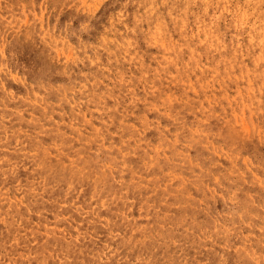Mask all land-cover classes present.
Segmentation results:
<instances>
[{
	"label": "rangeland",
	"instance_id": "1",
	"mask_svg": "<svg viewBox=\"0 0 264 264\" xmlns=\"http://www.w3.org/2000/svg\"><path fill=\"white\" fill-rule=\"evenodd\" d=\"M263 156L264 0H0V264H264Z\"/></svg>",
	"mask_w": 264,
	"mask_h": 264
},
{
	"label": "bare ground",
	"instance_id": "2",
	"mask_svg": "<svg viewBox=\"0 0 264 264\" xmlns=\"http://www.w3.org/2000/svg\"><path fill=\"white\" fill-rule=\"evenodd\" d=\"M170 3V2H169ZM115 9V8H114ZM185 9V8H184ZM161 10V9H160ZM164 11V10H163ZM155 12V11H154ZM124 13V12H123ZM155 14V13H154ZM261 15V14H260ZM160 16V15H159ZM158 19V18H157ZM184 19V18H183ZM102 20V19H101ZM165 20V19H164ZM188 19H186V21H187ZM103 21V20H102ZM160 21V20H159ZM161 22V21H160ZM127 23V22H126ZM183 23V22H182ZM110 24V23H109ZM236 24V23H235ZM255 24V23H254ZM111 26V25H110ZM132 27V26H131ZM130 27V28H131ZM156 27V26H155ZM133 29V28H132ZM140 29V28H139ZM212 31V30H211ZM122 32V31H121ZM261 32V31H260ZM183 33V32H182ZM209 34V33H208ZM238 34H240V33H238ZM194 35V34H193ZM151 36V35H150ZM209 36V35H208ZM256 36V35H255ZM233 37V36H232ZM244 37V36H243ZM115 38V37H114ZM113 38V39H114ZM213 38V37H212ZM256 38H257V36H256ZM134 39V38H133ZM109 40V39H108ZM195 40V39H194ZM135 41V40H134ZM173 41V40H172ZM182 41V40H181ZM108 42V41H107ZM226 42V41H225ZM224 44V43H223ZM256 45V44H255ZM131 46V45H130ZM164 46V45H163ZM115 48H116V46H115ZM174 48V47H173ZM141 49V48H140ZM251 49V48H250ZM104 50V49H103ZM112 51V50H111ZM107 52V51H106ZM131 54H132V52H131ZM135 55V54H134ZM192 55V54H191ZM142 56V55H141ZM109 57V56H108ZM130 57V56H129ZM136 57V56H135ZM227 57V56H226ZM100 60V59H99ZM137 61V60H136ZM252 61V60H251ZM116 63V62H115ZM222 63V62H221ZM143 64V63H142ZM177 65V64H176ZM102 66V65H101ZM152 67V66H151ZM164 67V66H163ZM141 68V67H140ZM239 68V67H238ZM253 68V67H252ZM126 69V68H125ZM245 69V68H244ZM143 72V71H142ZM109 73V72H108ZM230 75V74H229ZM252 75V74H251ZM162 77V76H161ZM251 77V76H250ZM259 78V77H258ZM241 80V79H240ZM164 81V80H163ZM245 81V80H244ZM252 82V81H251ZM27 83V82H26ZM227 83V82H226ZM164 86V85H163ZM157 87V86H156ZM110 88V87H109ZM33 91V90H32ZM252 91V90H251ZM193 92V91H192ZM241 92V91H240ZM34 93V92H33ZM249 93V92H248ZM100 95V94H99ZM223 96V95H222ZM239 96V95H238ZM242 96V95H241ZM252 102V101H251ZM259 102V101H258ZM236 103V102H235ZM254 103V102H253ZM202 105V104H201ZM223 105V104H222ZM155 106V105H154ZM210 107V106H209ZM178 110V109H177ZM192 110V109H191ZM256 110V109H255ZM225 112V111H224ZM259 112V111H258ZM257 112V113H258ZM216 113V112H215ZM62 116V115H61ZM237 116V115H236ZM48 118V117H47ZM86 119V118H85ZM53 120H54V118H53ZM244 120V119H243ZM40 121V120H39ZM64 121V120H63ZM159 121V120H158ZM202 121V120H201ZM66 122V121H65ZM35 123V122H34ZM161 123V122H160ZM245 123V122H244ZM262 125V124H261ZM161 126V125H160ZM28 127V126H27ZM97 128V127H96ZM241 128V127H240ZM25 129H27V128H25ZM242 129V128H241ZM254 129V128H253ZM66 130V129H65ZM198 130V129H197ZM252 130V129H251ZM20 131V130H19ZM237 132V131H236ZM234 134V133H233ZM239 134V133H238ZM218 135V134H217ZM214 136V135H213ZM227 136V135H226ZM219 137V136H218ZM246 138V137H245ZM188 139V138H187ZM197 140H198V138H197ZM222 140V139H221ZM228 142V141H227ZM245 143V142H244ZM5 144V143H4ZM165 144V143H164ZM105 145V144H104ZM205 145V144H204ZM237 145V144H236ZM203 146V145H202ZM242 147V146H241ZM106 148V147H105ZM242 149V148H241ZM49 150V149H48ZM200 150V149H199ZM30 151V150H29ZM63 152V151H62ZM213 152V151H212ZM35 153H37V152H35ZM83 153V152H82ZM165 153V152H164ZM124 154V153H123ZM219 154V153H218ZM229 155V154H228ZM7 157V156H6ZM264 157V156H263ZM259 159V158H258ZM119 160V159H118ZM96 161V160H95ZM242 161H244V160H242ZM85 162V161H84ZM119 162V161H118ZM107 163V162H106ZM236 164V163H235ZM234 164V165H235ZM264 164V163H263ZM14 165V164H13ZM54 166V165H53ZM61 166V165H60ZM145 166V165H144ZM263 166V165H262ZM247 167V166H246ZM227 168V167H226ZM250 168V167H249ZM5 169V168H4ZM230 169V168H229ZM68 170V169H67ZM62 171V170H61ZM78 172V171H77ZM83 172V171H82ZM63 173V172H62ZM78 174V173H77ZM86 174V173H85ZM83 175V174H82ZM113 175V174H112ZM97 176V175H96ZM215 177V176H214ZM233 178V177H232ZM219 179V178H218ZM226 179V178H225ZM133 180V179H132ZM235 180H237V179H235ZM238 180H240V179H238ZM93 181V180H92ZM120 182V181H119ZM96 184V183H95ZM185 184V183H184ZM242 184V183H241ZM68 185V184H67ZM126 186V185H125ZM27 188V187H26ZM138 188V187H137ZM198 188V187H197ZM244 188H245V186H244ZM249 188V187H248ZM250 189V188H249ZM34 190V189H33ZM99 191V190H98ZM161 191V190H160ZM243 191V190H242ZM39 192V191H38ZM155 193V192H154ZM220 194V193H219ZM116 195V194H115ZM251 195V194H250ZM38 196V195H37ZM180 196V195H179ZM195 197V196H194ZM243 197V196H242ZM118 199H119V197H118ZM160 199V198H159ZM217 199V198H216ZM162 201V200H161ZM163 202V201H162ZM63 204V203H62ZM25 205V204H24ZM196 205V204H195ZM211 206V205H210ZM9 207V206H8ZM18 207V206H17ZM28 208V207H27ZM77 208V207H76ZM212 208V207H211ZM169 209V208H168ZM201 209V208H200ZM42 210V209H41ZM206 210V209H205ZM205 214V213H204ZM84 215V214H83ZM252 215V214H251ZM249 217V216H248ZM39 220V219H38ZM20 222V221H19ZM229 222V221H228ZM5 224V223H4ZM220 225V224H219ZM237 225V224H236ZM16 226V225H15ZM157 227V226H156ZM65 228V227H64ZM220 228V227H219ZM209 229H210V227H209ZM152 231V230H151ZM217 231V230H216ZM244 231V230H243ZM119 233V232H118ZM132 233V232H131ZM130 233V234H131ZM19 234V233H18ZM213 234V233H212ZM244 234V233H243ZM65 236V235H64ZM77 236V235H76ZM151 238V237H150ZM12 240V239H11ZM48 240V239H47ZM37 241V240H36ZM126 241V240H125ZM62 243V242H61ZM193 245V244H192ZM62 246V245H61ZM5 247V246H4ZM91 248V247H90ZM138 248V247H137ZM252 248V247H251ZM7 252V251H6ZM26 252V251H25ZM112 253V252H111ZM48 255V254H47ZM69 258V257H68ZM55 259V258H54ZM9 260V259H8ZM7 260V261H8ZM14 261V260H13ZM12 261V262H13ZM27 262V261H26ZM20 263V262H19ZM62 264V263H61Z\"/></svg>",
	"mask_w": 264,
	"mask_h": 264
}]
</instances>
